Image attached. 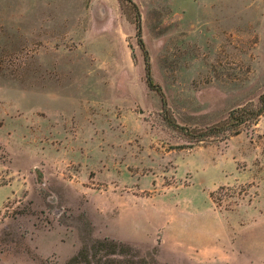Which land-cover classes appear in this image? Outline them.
<instances>
[{
    "label": "rangeland",
    "instance_id": "1",
    "mask_svg": "<svg viewBox=\"0 0 264 264\" xmlns=\"http://www.w3.org/2000/svg\"><path fill=\"white\" fill-rule=\"evenodd\" d=\"M132 1L165 111L129 2L0 0V264H264V0Z\"/></svg>",
    "mask_w": 264,
    "mask_h": 264
},
{
    "label": "trees",
    "instance_id": "2",
    "mask_svg": "<svg viewBox=\"0 0 264 264\" xmlns=\"http://www.w3.org/2000/svg\"><path fill=\"white\" fill-rule=\"evenodd\" d=\"M124 1L129 2L131 4L133 11H134V23H135L136 32H137V35L139 37L140 45H141V48L143 50V56H144L146 84L150 89L156 91L159 94L160 99H161V103H162V108L165 111L166 110L165 109L166 108V102L164 99L163 92H162L160 86L153 81V78L151 76L149 63H148L147 52H146V50L144 48V44L140 38V17H139L138 8L132 0H124ZM262 114H264V93L259 96V101H258L257 106H251V105L246 106V105H244L242 107L235 108V109L231 110L228 114L227 121L225 122V124L223 126H217V125L211 126V127L207 128L206 130L201 131L198 134V137L199 136L204 137V136H208V135H215L222 130H229L233 133H237L239 130V127L241 125L246 124V123L255 122L257 120V118ZM164 119L166 120L168 125H170L171 127L181 128V126H178L170 118V116H168L167 114L164 115ZM97 246H104V243L100 241L97 243ZM113 246H114V244H113ZM111 251H112L111 253H115L114 248L111 249ZM117 251L119 253V251H121V248ZM79 261H83L86 264L89 263V261L86 259V256L83 255V251L78 252V254H76L75 256H73L71 258V263L79 262Z\"/></svg>",
    "mask_w": 264,
    "mask_h": 264
},
{
    "label": "crops",
    "instance_id": "3",
    "mask_svg": "<svg viewBox=\"0 0 264 264\" xmlns=\"http://www.w3.org/2000/svg\"><path fill=\"white\" fill-rule=\"evenodd\" d=\"M7 264H9V263H7Z\"/></svg>",
    "mask_w": 264,
    "mask_h": 264
}]
</instances>
